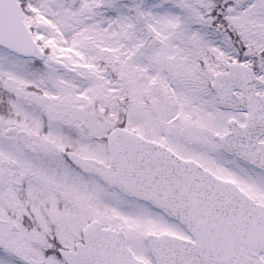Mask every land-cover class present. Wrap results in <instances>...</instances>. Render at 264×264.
Returning <instances> with one entry per match:
<instances>
[{
  "label": "snow or ice",
  "instance_id": "1",
  "mask_svg": "<svg viewBox=\"0 0 264 264\" xmlns=\"http://www.w3.org/2000/svg\"><path fill=\"white\" fill-rule=\"evenodd\" d=\"M0 264H264V0H0Z\"/></svg>",
  "mask_w": 264,
  "mask_h": 264
}]
</instances>
